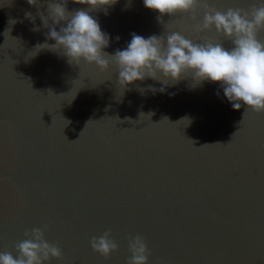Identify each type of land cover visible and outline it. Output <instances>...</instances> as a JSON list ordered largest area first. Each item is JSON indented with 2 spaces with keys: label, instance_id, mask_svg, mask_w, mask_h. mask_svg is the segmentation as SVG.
Wrapping results in <instances>:
<instances>
[{
  "label": "water",
  "instance_id": "95a60500",
  "mask_svg": "<svg viewBox=\"0 0 264 264\" xmlns=\"http://www.w3.org/2000/svg\"><path fill=\"white\" fill-rule=\"evenodd\" d=\"M210 2L247 9L257 0ZM107 13L90 12L109 54L132 33L223 39L195 33L184 14L158 21L143 0H118ZM47 32L37 6L0 0V251L15 255L25 230L48 225L63 257L46 264H127L135 235L148 264H264V112L235 110L218 83L193 87L191 77L122 88L114 65L102 72L38 51ZM108 229L119 248L105 258L90 239Z\"/></svg>",
  "mask_w": 264,
  "mask_h": 264
},
{
  "label": "clouds",
  "instance_id": "9594fccd",
  "mask_svg": "<svg viewBox=\"0 0 264 264\" xmlns=\"http://www.w3.org/2000/svg\"><path fill=\"white\" fill-rule=\"evenodd\" d=\"M46 2L45 15L39 11L43 6L41 0H27L29 5L37 6L43 27L48 29L46 41L36 46L38 51H59L67 57L69 64L95 63L102 72L114 65L122 88L146 78L167 85L170 81L178 83L191 77L193 87L205 81L216 82L233 109L247 106L245 111L251 108L256 113L264 112V40L259 38V33L264 31V0H257L247 9L238 6L220 9L210 0H143L146 8L160 13L158 21L165 14L173 17L184 14L194 22L191 28L195 33L214 29L223 39L204 38L197 42L181 31L147 38L132 33L127 47L117 49L113 54L104 51L110 44V37L90 12L104 9L107 15V7L118 0H73V3L88 8L72 11L67 7L69 0ZM25 18L35 21L31 12H26ZM31 30L40 29L33 27ZM226 41L229 47H225ZM148 87L154 93L158 91L151 85ZM164 90L163 87L159 89ZM47 230L48 225L25 230V238L14 244L15 255L8 250L0 251V264H46L52 258L61 259L63 251L58 243H50L45 238ZM90 245L94 252L105 258L119 248L111 229L100 236H92ZM128 249L131 255L127 264H148L151 253L142 236H129Z\"/></svg>",
  "mask_w": 264,
  "mask_h": 264
}]
</instances>
